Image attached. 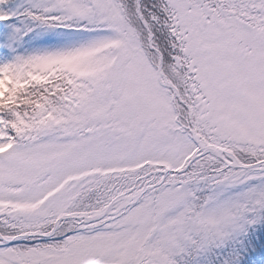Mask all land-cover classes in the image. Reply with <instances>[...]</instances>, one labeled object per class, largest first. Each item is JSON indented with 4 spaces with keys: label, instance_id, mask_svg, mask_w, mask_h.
Instances as JSON below:
<instances>
[{
    "label": "snow or ice",
    "instance_id": "1",
    "mask_svg": "<svg viewBox=\"0 0 264 264\" xmlns=\"http://www.w3.org/2000/svg\"><path fill=\"white\" fill-rule=\"evenodd\" d=\"M0 264H264V0H0Z\"/></svg>",
    "mask_w": 264,
    "mask_h": 264
}]
</instances>
